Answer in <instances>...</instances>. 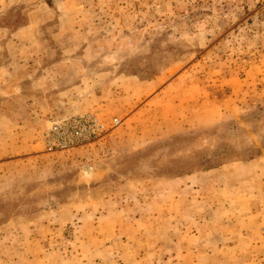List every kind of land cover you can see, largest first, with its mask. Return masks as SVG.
<instances>
[{
	"label": "rangeland",
	"instance_id": "obj_1",
	"mask_svg": "<svg viewBox=\"0 0 264 264\" xmlns=\"http://www.w3.org/2000/svg\"><path fill=\"white\" fill-rule=\"evenodd\" d=\"M0 264H264V0H0Z\"/></svg>",
	"mask_w": 264,
	"mask_h": 264
},
{
	"label": "built area",
	"instance_id": "obj_2",
	"mask_svg": "<svg viewBox=\"0 0 264 264\" xmlns=\"http://www.w3.org/2000/svg\"><path fill=\"white\" fill-rule=\"evenodd\" d=\"M86 122H88V128H85ZM52 123L51 131L53 135H58V142L54 145L60 148H67L78 141L87 140L103 131V125L95 116H88L86 119L74 118L66 122H63V120L53 121Z\"/></svg>",
	"mask_w": 264,
	"mask_h": 264
}]
</instances>
